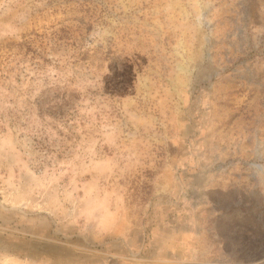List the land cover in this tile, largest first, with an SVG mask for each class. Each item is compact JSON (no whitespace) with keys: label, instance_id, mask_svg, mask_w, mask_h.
<instances>
[{"label":"rangeland","instance_id":"1","mask_svg":"<svg viewBox=\"0 0 264 264\" xmlns=\"http://www.w3.org/2000/svg\"><path fill=\"white\" fill-rule=\"evenodd\" d=\"M0 264H264V0H0Z\"/></svg>","mask_w":264,"mask_h":264}]
</instances>
